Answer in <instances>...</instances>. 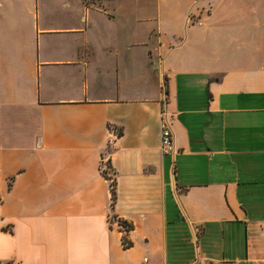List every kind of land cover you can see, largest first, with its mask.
<instances>
[{"label":"crops","instance_id":"obj_1","mask_svg":"<svg viewBox=\"0 0 264 264\" xmlns=\"http://www.w3.org/2000/svg\"><path fill=\"white\" fill-rule=\"evenodd\" d=\"M195 259L264 264V0H0V264Z\"/></svg>","mask_w":264,"mask_h":264},{"label":"built area","instance_id":"obj_2","mask_svg":"<svg viewBox=\"0 0 264 264\" xmlns=\"http://www.w3.org/2000/svg\"><path fill=\"white\" fill-rule=\"evenodd\" d=\"M85 9L88 10V6L94 5L98 3L100 0H83ZM160 151L163 155L171 154L173 152V138L171 134V130L169 128V125L166 122L161 123V129H160ZM99 170L103 177L107 179L109 182V185L114 182V173L112 168L108 164V160L105 158H102L99 165ZM118 226L121 230L126 231L127 227L123 223H118ZM124 245L126 246L127 244ZM190 264H207L203 261H200L199 259H195Z\"/></svg>","mask_w":264,"mask_h":264},{"label":"trees","instance_id":"obj_3","mask_svg":"<svg viewBox=\"0 0 264 264\" xmlns=\"http://www.w3.org/2000/svg\"><path fill=\"white\" fill-rule=\"evenodd\" d=\"M110 187V195H111V208L113 207L115 201V182L109 185ZM128 245V244H127Z\"/></svg>","mask_w":264,"mask_h":264}]
</instances>
